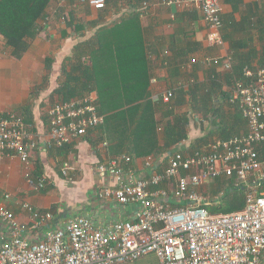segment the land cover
Returning <instances> with one entry per match:
<instances>
[{
  "label": "crops",
  "instance_id": "0c3cea01",
  "mask_svg": "<svg viewBox=\"0 0 264 264\" xmlns=\"http://www.w3.org/2000/svg\"><path fill=\"white\" fill-rule=\"evenodd\" d=\"M145 1L152 0H111L110 4L106 0L105 9L99 11L88 5L73 7L72 2L68 1L62 7L57 6L53 15L59 23V18L64 14V27L58 30L50 20V30L45 28L39 31L19 58L13 56V49L0 35V112L13 111L20 116L36 136L38 144L29 163L25 164L16 157L0 158V203H4L16 219L26 225H31V221L22 208L23 204L32 206L40 213H52L54 221L45 223L42 230H39V235L48 229L62 226L70 217H85L95 227L133 218L135 206L122 207L111 200L96 199L97 189L110 182L107 174L97 172L95 166L98 163L131 154L135 160L130 167L138 175L148 176L153 170L158 171L166 165L168 159L162 162L161 154L149 152L153 146L168 150L169 157L175 151L191 148L192 152L203 149L214 140H226L247 132L246 121L236 111L237 108L223 98L229 92L231 84L227 78L228 71L223 69L222 60L226 56L232 59V48H236L239 41L243 48L236 50L242 54L260 50L261 43L256 28L250 30L249 24L238 27L241 19L252 15L247 6L258 0H219L222 46L207 43L208 30L198 8L165 6L160 3L143 8L142 3ZM139 10L140 13L137 12ZM71 11L74 21L69 26L66 24ZM131 13L138 14L142 32L139 35L137 30H133L132 37H135L134 41H139L148 68L147 95L140 104L144 106L149 102L154 111L152 115L146 116L149 119L147 121L154 123L153 129L148 133L149 142L143 141L142 136L145 138V135L141 132L137 133L140 134L139 139L134 140L133 131L139 122V116H136L132 119L133 124L117 118L115 122H110L112 128L100 126L62 148H47L44 146L48 139L45 112L55 100L45 99L44 105L40 107L39 101L46 94L35 99L31 96L33 91L43 87L46 60L64 57L63 49L69 41H77L78 46L89 49V36L97 27L120 21L121 18L126 19ZM125 41L127 40L124 39V44ZM122 46L121 51L124 50ZM74 48L73 45L72 50ZM205 56L214 60L210 67L202 62ZM193 59L197 61L190 63ZM125 63L126 60L117 58L102 61V65L110 69L108 73L113 72L111 83L117 97H141L145 93V81L137 82L135 87L132 84L122 87L115 78L117 74L120 76V68ZM170 89L173 90V96L169 105L162 101V96ZM93 93L97 98L96 92ZM166 105L168 106L165 107ZM218 105L221 106L218 118L212 119L213 109ZM144 110L143 107L139 108V113ZM28 111L34 114L33 121L25 120L24 115ZM113 112L116 110L100 114L105 119ZM174 115L180 119L177 121L182 125L185 137L176 143L169 141L167 147L164 128L171 119L169 116ZM146 124L149 125L150 122ZM173 134L175 139L180 136L177 132ZM104 143H107L106 147ZM150 156L156 163L153 169L144 166L146 158ZM64 162L71 166L67 177L61 171ZM161 162V166H158ZM262 171L264 173V162ZM40 178L46 179L45 188L35 190ZM204 187L197 191L205 193ZM4 195H9V199L5 201ZM2 231L5 230L0 227V232ZM263 261L264 254L261 258V262ZM125 264L160 263L154 254H147Z\"/></svg>",
  "mask_w": 264,
  "mask_h": 264
},
{
  "label": "built area",
  "instance_id": "2783aa9c",
  "mask_svg": "<svg viewBox=\"0 0 264 264\" xmlns=\"http://www.w3.org/2000/svg\"><path fill=\"white\" fill-rule=\"evenodd\" d=\"M54 1L56 7L41 23L43 29L50 30L57 6L68 1L73 7L88 5L97 11L106 7V0ZM159 3L198 8L208 30L207 43L223 45L219 0H152L143 2L142 7ZM64 23L62 15L59 24ZM222 61L223 69L231 70L230 56ZM202 62L210 67L214 60L205 56ZM243 74L250 82L235 81L228 102L238 107L246 121L245 134L214 140L192 152L175 151L166 165L148 176L138 175L130 167L133 159L128 154L96 164L98 173L110 177V182L95 192L96 199L135 206L128 221L95 227L87 218L76 216L39 235L45 223L54 221L52 213H40L23 204L31 221L26 225L0 203V227L5 230L0 232V264H125L147 254H154L160 264H260L264 254V173L258 149L264 145V68H245ZM172 96L173 90H167L162 101L168 104ZM45 116L48 139L44 146L49 149L71 144L104 121L93 92L56 102ZM37 148L36 136L20 116L13 111L0 112V158L16 157L26 164ZM155 164L150 156L144 166L153 169ZM70 167L63 163L64 176ZM222 176H234L235 186L246 188L245 206L213 215L204 209L209 197L197 189ZM45 184L46 179L40 178L34 188L42 190Z\"/></svg>",
  "mask_w": 264,
  "mask_h": 264
},
{
  "label": "trees",
  "instance_id": "16d2710c",
  "mask_svg": "<svg viewBox=\"0 0 264 264\" xmlns=\"http://www.w3.org/2000/svg\"><path fill=\"white\" fill-rule=\"evenodd\" d=\"M52 1L53 0H0V35L6 39L8 46L13 49V56L15 58H19L22 55L27 49L29 42L42 30L41 23L50 15V9L53 8L51 6ZM107 3L110 4L111 0H107ZM247 9L252 12V15L241 19V24H238V27L247 24V26L250 25V30L256 28L261 47L259 51H249L246 54H242L236 50V48H243L239 41L237 47L232 48V67L231 70L227 72V78L231 86L235 81L241 82L243 85H247L250 82V80L244 78L243 73L245 68L251 70L264 68V0H258L252 3L247 6ZM140 11L141 10L137 12L140 13ZM72 13L73 11H71V14L68 16L69 20L66 25L70 26L74 21ZM117 22L114 21L109 25L97 27L91 36H89L91 41L89 49L82 48L81 45L78 46L77 41H69L63 49L65 52V54H63L65 55L64 57L62 56L58 60L47 59L45 66L46 74L42 81L43 87H39L37 90L33 91L31 96L35 99L43 93L46 94V96L39 101L40 103L38 102L41 107L42 104L44 105L45 99L48 98L54 99L56 102H66L75 97L90 94V92H96V103L99 113L108 112L112 109L116 110V112L111 113V115H108L104 119L103 123H101L102 125H100L101 127L103 126V128L107 129L112 128L110 122H115L117 118L133 124L132 119L139 116L137 128L133 131V138L134 140L137 139L140 136V134L137 133L141 132L145 135V138L141 135L143 141L148 143V133L153 129L154 123L153 121H147L149 119L146 118V116L152 115L154 111L149 102L144 106L140 104L141 101L145 100L149 83L147 61L139 41H134L135 37H132L133 30H137V33L139 35L141 34L142 29L140 21L138 19V14L135 15L131 13L128 18H121L120 21ZM76 29L77 26L75 30ZM124 39L127 40L125 44ZM123 44L124 46H122ZM73 45L75 46L74 50H72ZM120 45L124 48L123 51H121ZM83 57L86 58L85 62L81 60ZM109 58L126 60L125 65L120 68V76L117 74L115 77L118 82H120V86L125 87V85L130 86L132 84V86L135 87L137 82L140 83L145 81V93L141 97L116 96L111 83L114 78L112 75L113 72L109 74L108 70L110 69L102 65V61ZM255 62L256 64L254 65ZM223 98L225 102L228 101L229 92L227 95L223 96ZM171 101L172 99H170L169 105ZM167 106L168 105L165 107ZM141 107L145 108V110L139 113V108ZM220 107L221 106L218 105V107L213 109L212 119L218 118ZM235 107L237 108L236 111L241 114L240 111H238V107ZM25 114L24 117H26V121L34 120L35 117L32 112L28 111ZM169 117H171V119L164 128L167 147L169 141L176 143L181 140V138L185 137V135H183V128H181L182 125L178 122L180 119L175 115ZM144 122H150V124L148 125ZM174 132L180 135L176 139L174 138ZM185 151L191 152V148ZM185 151L181 150L183 153ZM149 152L158 155L161 154L162 162L166 161L168 158V150H161L153 146ZM137 154L135 153V155ZM258 154L261 161L264 162V145L258 149ZM129 156L131 159L135 160L133 155L129 154ZM162 162L158 163V166H161ZM208 186L207 195L210 203L204 207L208 213L213 215L231 213L239 211L245 206L246 188H242L243 186H235L234 176L228 178L222 176L212 181Z\"/></svg>",
  "mask_w": 264,
  "mask_h": 264
},
{
  "label": "rangeland",
  "instance_id": "374dc122",
  "mask_svg": "<svg viewBox=\"0 0 264 264\" xmlns=\"http://www.w3.org/2000/svg\"><path fill=\"white\" fill-rule=\"evenodd\" d=\"M53 2V5H51L53 8H55L56 7V3H55V1L53 0L52 1ZM51 22H53V26L54 27H56V29H58V30H61L64 26L63 25H61V24H59L58 23V21L57 20H55V16H53V18L51 19ZM43 29V28H42ZM42 31V30H41ZM44 61V60H43ZM54 104L56 103V101L55 102H53ZM209 185V184H208ZM208 187L209 186H205L204 188H205V190H206V192L205 193H202V195H204V196H206L207 198H208V196H207V189H208Z\"/></svg>",
  "mask_w": 264,
  "mask_h": 264
},
{
  "label": "water",
  "instance_id": "95a60500",
  "mask_svg": "<svg viewBox=\"0 0 264 264\" xmlns=\"http://www.w3.org/2000/svg\"><path fill=\"white\" fill-rule=\"evenodd\" d=\"M260 264H264V261H263V262H261Z\"/></svg>",
  "mask_w": 264,
  "mask_h": 264
}]
</instances>
